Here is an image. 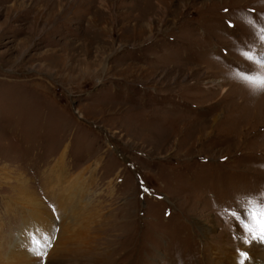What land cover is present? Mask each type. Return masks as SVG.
<instances>
[{
	"label": "rangeland",
	"instance_id": "rangeland-1",
	"mask_svg": "<svg viewBox=\"0 0 264 264\" xmlns=\"http://www.w3.org/2000/svg\"><path fill=\"white\" fill-rule=\"evenodd\" d=\"M262 29L264 0H0L6 241L23 177L38 264L259 263L264 90L236 73L264 71Z\"/></svg>",
	"mask_w": 264,
	"mask_h": 264
},
{
	"label": "bare ground",
	"instance_id": "bare-ground-1",
	"mask_svg": "<svg viewBox=\"0 0 264 264\" xmlns=\"http://www.w3.org/2000/svg\"><path fill=\"white\" fill-rule=\"evenodd\" d=\"M73 8H74V6H73ZM61 160L63 162L64 157H61L59 159V162L57 163V168L61 167L60 166ZM59 174L56 173V175H59ZM0 179H2V178H0ZM58 179H62V178H58ZM14 181L19 182V185L17 187L19 188L20 191L17 193V197L15 199H18V201H20V202H15L14 200L13 201L9 200L5 204V210H6L7 213H10V214L19 213L20 216H21V224H20V228H17V230H15L14 233H12V236H10V239L8 241H6L8 237L5 234L2 233L3 232L2 231L3 227H2V225H0V234H1L0 237L2 239L4 238V240L2 242H0V264H38L39 262L34 260L33 258L30 259L29 255L31 254L34 258L37 259V256L39 255L42 247H44V248L46 247V245H45L46 243H44V241L41 240L40 235L37 232V229H43V227H42V225L40 223V220H41L40 213L38 211L29 210V208L30 209L31 208L32 209L35 208L36 206L42 204V201H41V199L35 198L34 197V193H33V196H28L29 193H27L25 191L26 187L28 186V184H27L28 181L24 180L23 177L22 178H9L8 181L5 182V183L6 184H12ZM83 187L84 186L82 184L80 190H83ZM64 189H66V188L64 187ZM67 190H69V189H67ZM66 192H69V193L64 194L63 193V188L59 189V190H56V193H58L59 197H61V201H62V199H65V201H66L68 198L71 199V200L75 199V196L72 197V192H70V191H66ZM26 204L30 205L29 208H27L28 206ZM14 205H19L21 209H17L15 211L14 207H13ZM25 205L27 206L26 209H25ZM61 206H64V204L62 205V203H61ZM32 222H35V223H38V224L40 223L41 227L40 228H33L31 226ZM70 225L71 224H69V223L64 221L63 226H64V229H65V233L69 232V229H71ZM78 232L79 231H77L76 234L73 233L74 234L73 237H76V239L77 238H83V235L78 234ZM205 232H207V231L205 230ZM70 235H72V234H70ZM68 236H69V233H68ZM68 236L67 235L62 236L59 241L57 240L55 242V244H61L60 246H64L63 244L65 243V240H67L66 238H68ZM69 241H71V238H70ZM211 246L215 250L216 249L217 250L220 249V248L214 247L213 245H211ZM257 247L258 248L255 249V253H253V254L261 256L262 251L260 250V247L262 248L263 245H257ZM52 248H55V247H52ZM2 249L5 252H3ZM230 250H231V252H230ZM50 251H51L50 252V254H51L53 249L50 250ZM55 251H57V250L55 249ZM58 251H59V249H58ZM225 252H226V255H225L226 260H227V258H229V261H232L233 264H239L238 261H237V256L238 255L232 250V248L225 247ZM228 252H230L231 254L228 255ZM216 254H218V253L216 252ZM1 259H3V261H1ZM215 260L217 262L220 259H219V257H216ZM252 264H264V257L260 258V262L259 263L256 262L255 260H253Z\"/></svg>",
	"mask_w": 264,
	"mask_h": 264
},
{
	"label": "snow or ice",
	"instance_id": "snow-or-ice-1",
	"mask_svg": "<svg viewBox=\"0 0 264 264\" xmlns=\"http://www.w3.org/2000/svg\"><path fill=\"white\" fill-rule=\"evenodd\" d=\"M260 37L264 40V29L260 31ZM242 55L245 56L247 60L252 63L258 64L262 69H264V54L255 56L251 51L242 52ZM236 76L247 82L249 85L253 86L256 90H264V71H261L256 74L246 73V72H237ZM251 217L254 221L261 224V231L259 233L253 231L252 228H249L248 231L252 233V238L264 240V194L258 201L252 202V207L249 209ZM233 215H236L233 213ZM242 256L247 258L246 253H242ZM243 264V261H242Z\"/></svg>",
	"mask_w": 264,
	"mask_h": 264
}]
</instances>
